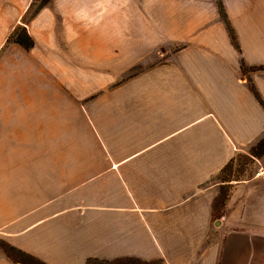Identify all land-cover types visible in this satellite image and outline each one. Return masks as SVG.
<instances>
[{"label":"crops","instance_id":"0c3cea01","mask_svg":"<svg viewBox=\"0 0 264 264\" xmlns=\"http://www.w3.org/2000/svg\"><path fill=\"white\" fill-rule=\"evenodd\" d=\"M220 1L238 49L218 0H49L29 50L6 41L33 0H0V240L45 264H264V157L212 211L264 139V0Z\"/></svg>","mask_w":264,"mask_h":264},{"label":"trees","instance_id":"16d2710c","mask_svg":"<svg viewBox=\"0 0 264 264\" xmlns=\"http://www.w3.org/2000/svg\"><path fill=\"white\" fill-rule=\"evenodd\" d=\"M38 5L36 7H33V2L31 3L27 13L24 15L22 22L20 25H18L8 36L6 43H15L19 46H21L25 50H29L33 48L34 46V41L32 37L28 34L25 24L26 22L33 17L41 7L46 5L49 0H38ZM218 9H219V14L221 18L224 20L225 24L227 25L231 40L234 44V46L238 49L234 35L232 33L231 28L229 27L227 17L225 15L223 6L221 4V1L218 0ZM243 71H246L247 68H242ZM248 70L254 71V70H264L263 67H253L249 68ZM251 91L255 95V97L261 102L255 88L253 85L250 83L249 85ZM261 157H264V139L259 140L251 149L249 150V153L247 156H244V159L247 162H253L255 159H259ZM235 161V157L231 159L220 171L219 175H222L221 177V182L222 185L218 189V193L216 197L213 200L212 203V211H213V216L215 218H220L224 214V207L225 203L228 200L229 194L232 189V184H230V180L228 177H224V174L229 175L232 171V165ZM227 175V176H228ZM0 249L3 251V253L14 263L18 264H45L44 262L40 261L39 259L33 257L32 255H29L11 245L8 243L0 240ZM86 264H157V262L154 261H142L139 259L135 258H122V259H116L112 261H96V260H89Z\"/></svg>","mask_w":264,"mask_h":264},{"label":"rangeland","instance_id":"374dc122","mask_svg":"<svg viewBox=\"0 0 264 264\" xmlns=\"http://www.w3.org/2000/svg\"><path fill=\"white\" fill-rule=\"evenodd\" d=\"M38 3H39L38 0H33L32 6L36 7ZM244 156H247V155L238 154L237 156H235V161L232 165L233 167H232L231 173L229 175L227 174V172H226V175L224 174V177H228V179L230 180L231 182L230 184H233L234 182H237V181L248 179L258 172V170L255 168V165L253 164L254 161L247 162L244 159ZM221 177L222 175H219L215 179V181L219 185L218 189L222 185Z\"/></svg>","mask_w":264,"mask_h":264},{"label":"built area","instance_id":"2783aa9c","mask_svg":"<svg viewBox=\"0 0 264 264\" xmlns=\"http://www.w3.org/2000/svg\"><path fill=\"white\" fill-rule=\"evenodd\" d=\"M261 174H263V175H264V170H262Z\"/></svg>","mask_w":264,"mask_h":264}]
</instances>
